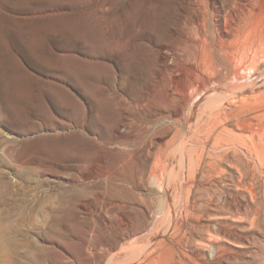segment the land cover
Listing matches in <instances>:
<instances>
[{
    "label": "rangeland",
    "instance_id": "obj_1",
    "mask_svg": "<svg viewBox=\"0 0 264 264\" xmlns=\"http://www.w3.org/2000/svg\"><path fill=\"white\" fill-rule=\"evenodd\" d=\"M196 1L0 0V264H212L211 233L220 264H264V168L206 139L256 137L206 118L264 81V56L242 80L196 72L192 39L231 8Z\"/></svg>",
    "mask_w": 264,
    "mask_h": 264
},
{
    "label": "bare ground",
    "instance_id": "obj_2",
    "mask_svg": "<svg viewBox=\"0 0 264 264\" xmlns=\"http://www.w3.org/2000/svg\"><path fill=\"white\" fill-rule=\"evenodd\" d=\"M197 1L201 5L205 3L206 0H197ZM224 1L226 3H229L231 5V8L228 11V13L225 15L224 21L218 24L219 26L216 25V27L218 26V28H216L215 30L216 38H213L214 41L212 43H209L208 38L204 36V33L200 32L199 35L201 34V37L192 39L194 45L196 46L198 50L196 51L197 54L196 55L194 54L195 56L193 58L192 56L189 55L188 60L191 61L192 59H194L196 61L197 63L195 64L196 72L197 71H200V73L201 71L214 72V71H218L222 67L226 76H229L231 74V70L232 71L235 70L236 75L233 78H235L236 80H242L245 77L249 76L250 74L251 75L253 74L252 72L249 74H244L242 71L248 69L249 66L253 67L251 69L256 70L260 64L259 58L261 56L262 57L264 56V0H224ZM204 13L206 14V12ZM215 15L217 14L215 13ZM218 17L219 15H217L216 18ZM216 18H215V21L218 23ZM204 23H202L203 26H204ZM245 72L247 73V70ZM202 79H203V82L195 86L194 88L195 91H197L200 86L208 84L209 79L207 76H205V74L202 75ZM231 90L235 91L236 94L241 95L240 98L238 100H232V101L229 100L230 101L229 103L231 106L229 107L223 106L225 107L224 109L218 110L215 113V115H208L206 120H209L211 122L212 118H215V117L219 118L223 116V117L229 118V116L231 117L233 115H238L239 116V117L237 116L238 118L235 117L236 119H238L236 122L237 128L244 130V131L254 132L256 137L255 138L253 137L252 139H250L251 140L250 143H245L244 141L241 140L242 136L244 137V135H242L241 133L237 131L232 130L233 128L229 129V127L227 128L226 126V128L224 127V129L221 130V132L219 133H216L218 132L217 130L214 131L212 129L211 132L207 134L208 136H206L207 137L206 139H210L211 137L213 138L214 143L212 144V147L215 151L219 150L221 152L222 149L224 148V147L222 148L223 144L231 146L229 147V149H233L232 153H233L234 158H238L239 151L241 150V147H242L244 150H246V152L249 153V156H252V158L256 160L258 167L260 165L264 168V81L263 80L256 81V82H253V84H247V85L241 84V85H238L237 87H232ZM249 113H252L253 115L248 116ZM223 133H228L231 136V138L228 140H223L222 139ZM246 136L250 137L249 134ZM202 155L200 156V158L202 157ZM208 157L210 158V160L207 161L205 164H207V166L214 167V168H216L215 166L216 163L215 161H213V159H219L221 161L226 160V159L228 160L232 159L230 158L232 156H230L229 153L218 154L216 156L209 155ZM190 170H191V167L189 166V171ZM222 172L220 174H222ZM186 180H183L182 184H180L182 188L186 186L185 184ZM189 182L192 183V180H188V184ZM187 191L189 192V189ZM197 200H193V201L190 200L192 201L190 202L188 199L186 201V204H185L186 214H192L194 218H199V215H203V216L206 214L211 215V210H210V207L208 208V205H211L213 203V199L209 197V201L207 200L208 202L200 203V204H198ZM179 201H181L180 202V205H181L183 199L182 200L180 199ZM222 202L220 201V203ZM203 207H207L206 208L207 211H205ZM216 225H217V231H215L216 234L225 233L226 229L224 227L225 225H223V222H221L218 219ZM211 234H214V233H211ZM211 234H210L211 236L210 241H211V244L214 245V248H215V254H214V257L211 263L220 264L221 258H222L221 252L225 248L222 244L218 243V240L220 239L215 238L214 237L215 234L214 235H211ZM0 237H1V230H0ZM204 240L209 241L207 238L206 239L204 238ZM3 248L4 247L0 243V251ZM182 261H179V263L184 264Z\"/></svg>",
    "mask_w": 264,
    "mask_h": 264
}]
</instances>
